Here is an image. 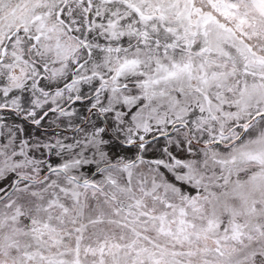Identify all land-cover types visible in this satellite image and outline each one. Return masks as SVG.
Listing matches in <instances>:
<instances>
[{"label":"snow or ice","instance_id":"1","mask_svg":"<svg viewBox=\"0 0 264 264\" xmlns=\"http://www.w3.org/2000/svg\"><path fill=\"white\" fill-rule=\"evenodd\" d=\"M0 264H264V0H0Z\"/></svg>","mask_w":264,"mask_h":264}]
</instances>
